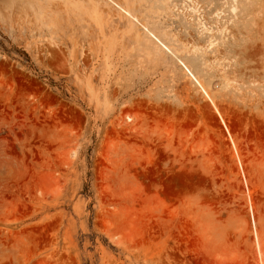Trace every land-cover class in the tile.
<instances>
[{
  "label": "rangeland",
  "instance_id": "1",
  "mask_svg": "<svg viewBox=\"0 0 264 264\" xmlns=\"http://www.w3.org/2000/svg\"><path fill=\"white\" fill-rule=\"evenodd\" d=\"M263 260L264 0H0V264Z\"/></svg>",
  "mask_w": 264,
  "mask_h": 264
},
{
  "label": "bare ground",
  "instance_id": "2",
  "mask_svg": "<svg viewBox=\"0 0 264 264\" xmlns=\"http://www.w3.org/2000/svg\"><path fill=\"white\" fill-rule=\"evenodd\" d=\"M235 2L237 0H234ZM232 12L233 13H236L237 11V5H235V3L232 5ZM128 14V13H127ZM145 30L148 32L149 36L151 38H153L154 40L156 41H160L161 39L158 37V35L153 32L151 29H149V27L147 25H145ZM162 47L164 50H169L170 52L172 51L167 45H165L163 42H162ZM189 51V50H188ZM180 57V56H179ZM180 62H181V65H182V68L183 70L190 76V78L192 79V81L197 85V87L201 90V92L203 94H205L206 96H208L211 100L212 98L210 97V94L208 93L207 91V88L205 87V85L203 84V82L201 81L200 77L197 76V74L194 72V70L191 68V66L183 61L182 59H180ZM179 63V62H178ZM260 253H261V250H260ZM259 251H258V254H260ZM262 256V253L260 254ZM260 258V257H259ZM259 263H261L260 259L258 261ZM262 264H264V260L262 261Z\"/></svg>",
  "mask_w": 264,
  "mask_h": 264
}]
</instances>
